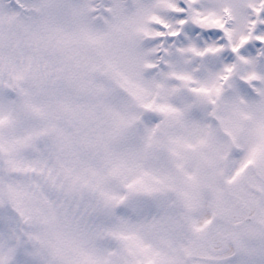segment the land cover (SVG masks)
<instances>
[{"label": "rangeland", "instance_id": "1", "mask_svg": "<svg viewBox=\"0 0 264 264\" xmlns=\"http://www.w3.org/2000/svg\"><path fill=\"white\" fill-rule=\"evenodd\" d=\"M261 39L264 0H0V264H264Z\"/></svg>", "mask_w": 264, "mask_h": 264}, {"label": "flooded vegetation", "instance_id": "2", "mask_svg": "<svg viewBox=\"0 0 264 264\" xmlns=\"http://www.w3.org/2000/svg\"><path fill=\"white\" fill-rule=\"evenodd\" d=\"M222 221H224V220H222ZM91 231H92V233H94V231H93V228H91ZM96 233V232H95ZM202 241H204V239H202ZM229 241V240H228ZM225 244V243H224ZM224 244L222 243L219 247H214V246H211L212 244H211V238H210V241H209V243L207 242V237H205V246H199V247H195L194 248V250H201V249H205L207 252H209L210 254L212 253V254H215L214 252H217V255H214L215 257H217L218 256V254H219V252L220 251H222L223 249H224ZM210 259H212V260H215L214 258H210Z\"/></svg>", "mask_w": 264, "mask_h": 264}, {"label": "snow or ice", "instance_id": "3", "mask_svg": "<svg viewBox=\"0 0 264 264\" xmlns=\"http://www.w3.org/2000/svg\"><path fill=\"white\" fill-rule=\"evenodd\" d=\"M213 36V37H216V36H220L222 35V33L220 31H217V32H208V33H205V36ZM258 43L260 44H264V39H261Z\"/></svg>", "mask_w": 264, "mask_h": 264}, {"label": "water", "instance_id": "4", "mask_svg": "<svg viewBox=\"0 0 264 264\" xmlns=\"http://www.w3.org/2000/svg\"><path fill=\"white\" fill-rule=\"evenodd\" d=\"M149 198L151 197V195L148 196ZM218 217H214L210 223L209 226V232L211 233L216 225V221H217Z\"/></svg>", "mask_w": 264, "mask_h": 264}]
</instances>
